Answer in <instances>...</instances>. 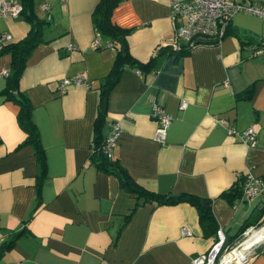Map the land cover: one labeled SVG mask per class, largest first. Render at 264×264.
I'll use <instances>...</instances> for the list:
<instances>
[{
  "label": "crops",
  "instance_id": "0c3cea01",
  "mask_svg": "<svg viewBox=\"0 0 264 264\" xmlns=\"http://www.w3.org/2000/svg\"><path fill=\"white\" fill-rule=\"evenodd\" d=\"M243 1L264 5V0ZM32 2L46 21L25 59L18 88L31 106L44 176L36 196L32 149L26 143L17 146L24 135L15 118L17 105L0 92V242L21 229L0 264H187L214 236L204 233L194 206L141 201L124 222L133 193L87 158L98 84L114 54L106 34L92 24L96 0ZM110 16L132 28L126 42L136 60H147L172 40L167 0H119ZM27 28L19 14L0 15V33L8 32L12 41ZM226 28L219 41L198 43L185 53L163 48L149 68L124 64L107 95L101 134L107 132L106 121L117 122L112 156L130 177L152 191L207 200L216 228L231 242L232 228L264 204V54L251 55L249 48L257 44L264 52V20L236 11ZM8 66L9 53L1 50L0 69ZM76 72L87 86L55 87L57 79ZM249 83V96L237 98ZM4 84L0 74V91ZM152 99L171 116L162 144L152 138ZM225 125L238 131L251 125L253 145L226 133ZM245 173L262 181L260 192L247 198L240 190L228 202L220 192L241 185ZM240 264H264V244Z\"/></svg>",
  "mask_w": 264,
  "mask_h": 264
},
{
  "label": "trees",
  "instance_id": "16d2710c",
  "mask_svg": "<svg viewBox=\"0 0 264 264\" xmlns=\"http://www.w3.org/2000/svg\"><path fill=\"white\" fill-rule=\"evenodd\" d=\"M118 1L119 0H96L90 12L91 21L95 30L98 33L106 34L111 46L114 47V54L112 63L108 71L98 84L95 115L92 120V136L90 138L87 158L96 169L111 173L116 176L120 188L133 193L134 202L132 207L125 214L124 222L128 219L134 207L141 201L152 200L156 203H174L178 201H186L196 209L198 223L200 224L204 233H214L216 224L207 208V200L185 192L166 194L146 189L138 185L134 181V179L130 177V175L126 172L124 167L115 157H107L103 152V149L101 147L103 138L101 134V127L105 121L107 95L111 87L117 81L124 64L136 67L139 70H143L149 68L152 65L153 59L160 54L163 48H167V50L171 53H185L193 45L198 44L192 42L190 46L185 47L186 43L180 42V47L176 48L171 46L169 43H166L164 45L158 46L156 51L147 60L139 61L134 59L129 53L128 45L126 42V35L131 31L132 28L121 26L113 22L110 16L112 8ZM19 4L20 10L18 14L27 23L28 28L23 37H20L19 39L14 41H12V39H9L0 43V51H7L9 53L8 73L5 75V84L0 92L5 96V98L12 100L17 105L15 118L17 125L24 134L22 139L17 143V146L26 143L29 144L32 149L36 165L34 185L36 196H38L40 183L44 176L45 164L43 152L40 141L38 139L36 127L31 118V106L29 100L24 91L18 88V77L31 48L38 41H40V30L46 19L36 15L33 10L32 0H19ZM226 31L227 28L225 29L224 34L226 33ZM215 42L216 41L209 43ZM257 43L260 44L262 42L258 41ZM251 89L252 84L249 83L241 92H238L235 95L237 98H246L247 96H249ZM240 190V183L237 182L222 190L220 194L224 195L228 202H231L232 199L240 193ZM263 212L264 204L259 206L257 210L254 211V213L248 214L243 219L234 235L237 236L245 227L249 225L253 227L258 226L263 219H259ZM20 231L21 229L14 231L10 237L0 242V255L4 250L10 247L14 240V237L18 235ZM263 243L264 241L260 244L262 245ZM260 244L257 245V247L261 246Z\"/></svg>",
  "mask_w": 264,
  "mask_h": 264
},
{
  "label": "built area",
  "instance_id": "2783aa9c",
  "mask_svg": "<svg viewBox=\"0 0 264 264\" xmlns=\"http://www.w3.org/2000/svg\"><path fill=\"white\" fill-rule=\"evenodd\" d=\"M169 5V17L172 28L171 46L179 48L180 42L190 46L195 38L213 39L219 41L224 35L226 26L230 16L236 11H245L258 15L264 20V5L251 4L243 0H167ZM46 4L40 5V8H46ZM20 10V4L12 0H0V15L15 16ZM11 39L8 32L0 33V43ZM96 42V37L93 39ZM251 55H263V49L251 43ZM138 71V69H136ZM8 68L0 69L1 75H6ZM69 83H84L88 85L83 74L76 72L69 76H63L56 80L55 87L59 91H63L64 87ZM150 116L155 120V127L152 138L162 144L164 141L165 130L171 118L154 99L151 100ZM185 105L184 101H180L179 107ZM221 120V119H220ZM107 132L102 136L101 147L107 157L112 156V148L115 145L120 126L113 120L106 121ZM226 133L237 134L238 138L247 145H253L255 140V131L251 125L238 131L234 127L225 125ZM241 191L244 197H252L257 195L262 186V181L253 175L245 173L241 181ZM253 226L245 227L231 242L225 240L224 232L220 227L214 231V236L205 251L191 257L187 264H226L223 257L237 247L246 232ZM182 232H184L182 230ZM254 248H252L253 252ZM251 252V253H252ZM248 255V257L251 255ZM243 259V258H242ZM241 259V260H242ZM240 260V261H241ZM239 261V262H240ZM239 262L235 264H239ZM243 262V261H242ZM245 262V261H244ZM227 264H230L228 262Z\"/></svg>",
  "mask_w": 264,
  "mask_h": 264
},
{
  "label": "bare ground",
  "instance_id": "6f19581e",
  "mask_svg": "<svg viewBox=\"0 0 264 264\" xmlns=\"http://www.w3.org/2000/svg\"><path fill=\"white\" fill-rule=\"evenodd\" d=\"M259 239V240H258ZM264 241V223L259 228H250L239 245L223 257L226 264H235L242 258H248V254L256 243Z\"/></svg>",
  "mask_w": 264,
  "mask_h": 264
},
{
  "label": "water",
  "instance_id": "95a60500",
  "mask_svg": "<svg viewBox=\"0 0 264 264\" xmlns=\"http://www.w3.org/2000/svg\"><path fill=\"white\" fill-rule=\"evenodd\" d=\"M194 42L195 43H209V42H214V40L213 39H205V38H195L194 39ZM263 242V241H262ZM261 243V242H260ZM259 243H256L252 248H255L257 245H258ZM252 251H250L249 252V254L251 253ZM248 254V255H249ZM244 261H246V258H243L240 262H239V264L240 263H243Z\"/></svg>",
  "mask_w": 264,
  "mask_h": 264
},
{
  "label": "rangeland",
  "instance_id": "374dc122",
  "mask_svg": "<svg viewBox=\"0 0 264 264\" xmlns=\"http://www.w3.org/2000/svg\"><path fill=\"white\" fill-rule=\"evenodd\" d=\"M263 223H264V215H263V219H262L261 223H260L258 226H256V227L259 228L260 225L263 224ZM256 227H253V228H256ZM234 228H235V227H234ZM249 229H250V228H249ZM249 229H248V230H249ZM236 230H237V228H236V229H233V228H232V233H231V235H233L232 237L235 236L233 233H235ZM259 244H260V243H259ZM259 244H258V245H259ZM263 244H264V243H263ZM251 251H252V249H251ZM252 253H253V252H252ZM252 253H251V254H252Z\"/></svg>",
  "mask_w": 264,
  "mask_h": 264
}]
</instances>
